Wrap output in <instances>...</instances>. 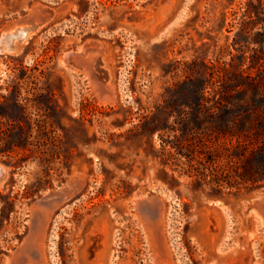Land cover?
Returning <instances> with one entry per match:
<instances>
[{
	"label": "rangeland",
	"instance_id": "374dc122",
	"mask_svg": "<svg viewBox=\"0 0 264 264\" xmlns=\"http://www.w3.org/2000/svg\"><path fill=\"white\" fill-rule=\"evenodd\" d=\"M29 24L0 49V264H264V181L201 162L195 122L264 86V0H0V37Z\"/></svg>",
	"mask_w": 264,
	"mask_h": 264
},
{
	"label": "trees",
	"instance_id": "16d2710c",
	"mask_svg": "<svg viewBox=\"0 0 264 264\" xmlns=\"http://www.w3.org/2000/svg\"><path fill=\"white\" fill-rule=\"evenodd\" d=\"M234 77L235 82L220 89L225 98L222 107L212 109L203 102L199 103L195 122L200 132V160L208 161L211 166L222 158L241 161V169H234L230 178L258 183L264 181V86L245 83L236 73ZM208 131L214 133L210 146L201 138ZM222 138L228 139L229 143H221ZM213 180L220 182L224 178L222 174H216ZM235 181L227 179L224 182L233 186Z\"/></svg>",
	"mask_w": 264,
	"mask_h": 264
},
{
	"label": "water",
	"instance_id": "95a60500",
	"mask_svg": "<svg viewBox=\"0 0 264 264\" xmlns=\"http://www.w3.org/2000/svg\"><path fill=\"white\" fill-rule=\"evenodd\" d=\"M35 24H29L26 26H19L15 28L13 31L5 32L0 37V49H12L14 40H21L27 33L29 29L34 27ZM86 45H83V49L79 51H70L67 53L65 60L68 61H76V60H84L85 59V52H86ZM2 165H0V176L3 175Z\"/></svg>",
	"mask_w": 264,
	"mask_h": 264
},
{
	"label": "bare ground",
	"instance_id": "6f19581e",
	"mask_svg": "<svg viewBox=\"0 0 264 264\" xmlns=\"http://www.w3.org/2000/svg\"><path fill=\"white\" fill-rule=\"evenodd\" d=\"M19 25H21V24H19ZM1 167H2L3 174H4L5 167L4 166H1ZM36 237H37V230H34V231L31 232V237H30L31 241L34 240Z\"/></svg>",
	"mask_w": 264,
	"mask_h": 264
}]
</instances>
